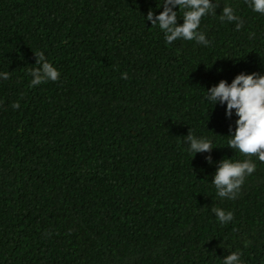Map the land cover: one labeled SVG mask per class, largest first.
Segmentation results:
<instances>
[{"label": "trees", "instance_id": "trees-1", "mask_svg": "<svg viewBox=\"0 0 264 264\" xmlns=\"http://www.w3.org/2000/svg\"><path fill=\"white\" fill-rule=\"evenodd\" d=\"M215 2L204 47L144 21L160 0H0V264H222L237 249L264 264V162L235 200L216 195L217 162L243 157L224 138L235 117L202 90L264 72V15ZM40 53L60 77L31 86ZM189 128L215 148L191 159Z\"/></svg>", "mask_w": 264, "mask_h": 264}, {"label": "clouds", "instance_id": "clouds-1", "mask_svg": "<svg viewBox=\"0 0 264 264\" xmlns=\"http://www.w3.org/2000/svg\"><path fill=\"white\" fill-rule=\"evenodd\" d=\"M249 8L264 15V0H245ZM219 4L215 0H160L156 14L149 9L144 17L152 26H156L163 34V39L171 44L178 39L194 41L198 45L209 47L211 40L205 31L201 30V20L206 16H215ZM178 12L182 15L178 18ZM221 22H234L235 30L243 27V20L236 15L235 9L226 4L218 15ZM180 20L182 22L177 23ZM36 65L30 70V85L37 86L45 81L55 82L60 77L58 69L50 63L43 53L36 56ZM9 71H0V79L7 80ZM127 78V73L121 74ZM203 90L204 100L212 105H221L226 118L235 117L234 126L228 127L226 147L240 153L243 159L233 160L222 158L217 162L216 170L212 175L211 185L220 198L235 200L241 191L245 178L256 170V162H264V72L245 73L241 71L235 75L230 83L220 79L217 84ZM19 107L18 103L12 104ZM196 135L192 129L183 137V149L191 155L210 153L213 147V137ZM255 157V160L253 159ZM205 160L211 162V157ZM220 224H227L233 220L232 211L220 207H213ZM239 249L229 252L222 258V264H245Z\"/></svg>", "mask_w": 264, "mask_h": 264}]
</instances>
